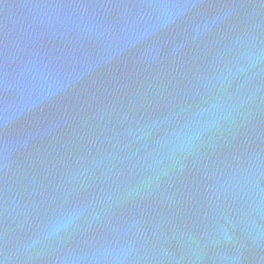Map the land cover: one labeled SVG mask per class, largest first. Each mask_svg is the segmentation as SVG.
<instances>
[{
	"label": "water",
	"instance_id": "95a60500",
	"mask_svg": "<svg viewBox=\"0 0 264 264\" xmlns=\"http://www.w3.org/2000/svg\"><path fill=\"white\" fill-rule=\"evenodd\" d=\"M0 264H264V0H0Z\"/></svg>",
	"mask_w": 264,
	"mask_h": 264
}]
</instances>
